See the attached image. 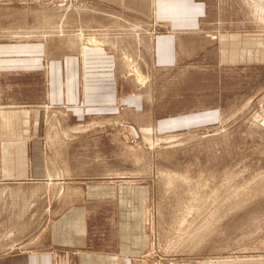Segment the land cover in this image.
Masks as SVG:
<instances>
[{
  "label": "rangeland",
  "instance_id": "374dc122",
  "mask_svg": "<svg viewBox=\"0 0 264 264\" xmlns=\"http://www.w3.org/2000/svg\"><path fill=\"white\" fill-rule=\"evenodd\" d=\"M236 1L222 11L214 6L210 19L218 25L208 32L216 38L264 31V11L257 12L264 0ZM95 8L101 5L83 7L81 0H0V42L48 47L72 37L127 48L123 91L145 103L141 114L124 109L79 120L62 106L46 109L45 81L3 79L5 104L47 110L44 148L50 177L60 180H0V254L41 250L59 214L85 200L86 185L106 178L141 202L146 197V264H264V62L222 66L214 46L197 49L178 69L143 75L136 56L148 58L140 43L145 28L103 18ZM215 109L216 123L158 130L163 119Z\"/></svg>",
  "mask_w": 264,
  "mask_h": 264
},
{
  "label": "crops",
  "instance_id": "0c3cea01",
  "mask_svg": "<svg viewBox=\"0 0 264 264\" xmlns=\"http://www.w3.org/2000/svg\"><path fill=\"white\" fill-rule=\"evenodd\" d=\"M248 1L255 4L259 0ZM81 3L83 7L101 5L95 10L103 18H117L122 24H130L129 27L145 28L146 35L140 43L146 45L148 58H141L142 51L136 56L143 75L178 69L186 60L196 57L197 49L214 46L222 66L264 62V31L230 30L217 38L208 32V28L218 25L210 19L214 6L219 5L222 11V6H238L236 0H91L90 4L89 0H81ZM133 4L140 7L133 8ZM260 6L257 12L262 16L264 6ZM109 26L110 22L98 27ZM82 42L72 37L52 39L48 47L39 42H0L1 181L60 180L50 177L44 148L47 110L5 104L3 79L8 75L23 77L29 84L38 79L45 81L46 109L62 106L79 120L86 115L112 116L124 109L134 114L144 111L141 94L123 91L122 81L129 71L131 57L128 49L110 43ZM52 47L60 53L52 56ZM220 116L215 109L163 119L158 130L212 124ZM102 179L99 184L86 185L81 204L59 214L41 250L15 248L3 252L0 264H146L151 244L146 197L142 196L141 202L130 189Z\"/></svg>",
  "mask_w": 264,
  "mask_h": 264
}]
</instances>
